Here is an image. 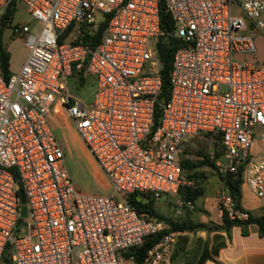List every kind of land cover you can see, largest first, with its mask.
<instances>
[{"label":"built area","instance_id":"1","mask_svg":"<svg viewBox=\"0 0 264 264\" xmlns=\"http://www.w3.org/2000/svg\"><path fill=\"white\" fill-rule=\"evenodd\" d=\"M13 1L0 0V30ZM16 1L38 25L11 16L5 30L27 54L7 78L0 58V264L6 254L8 264H136L130 250L158 233L143 264H171L179 232L127 198L177 196L193 185L180 158L189 138L217 143V168L224 175L243 168L244 185L264 197V156L252 151L257 137L264 141V61L237 59L257 53L264 0ZM161 1L184 45L154 129L162 79L152 42L161 33ZM51 115L74 124L109 194L77 187ZM217 200L229 219L250 217L225 185ZM176 205L177 214L195 208L178 196Z\"/></svg>","mask_w":264,"mask_h":264},{"label":"rangeland","instance_id":"2","mask_svg":"<svg viewBox=\"0 0 264 264\" xmlns=\"http://www.w3.org/2000/svg\"><path fill=\"white\" fill-rule=\"evenodd\" d=\"M236 13L241 12L239 9H236ZM13 22H28L32 26L36 27L38 25L37 22L31 18L30 14L28 13L27 7L23 3L18 1ZM10 33V28L5 30L2 35V44L3 48L8 53H10L11 71H17L19 70L25 59L27 49L22 41L14 39L13 37H11ZM255 42L257 47L256 54L238 55L237 59H254L263 62L264 37L261 34L256 35ZM155 43L156 40H153L152 45L155 46ZM90 92L91 86H85L84 89H80V93L84 95V97H88L90 95ZM67 121L70 120L64 117L55 115H51L50 117L51 128L64 147L66 153V163L75 184L83 192L109 194L111 192L109 182L107 181L106 177L100 175L101 172L99 174L95 173V169L92 163H90L88 157L81 151L80 144L78 142H75L72 138V134L66 126V124H68ZM72 125L74 127L73 123ZM217 155L219 158L220 153L218 152V146L216 143L204 138H189L183 146V151L180 158L181 160H189L190 162L196 163V167L186 172L185 176L188 181L192 182L193 185L196 184V187L202 190V196L196 201L195 208L193 210L185 209L182 211V213L177 214V196L163 195L156 201V209L158 210V212L175 221L182 220L184 217H189V220H192L196 223L202 222V215L207 216L209 215L208 213H212V210L208 211L209 209L206 210L204 207L205 198H217L218 191L223 188V178L226 175H224L219 170V168H217V166L212 167L205 164L204 160L216 162V160L218 159ZM96 168H98V166ZM247 190L249 189L246 187L244 190L245 194L248 192ZM117 197L121 200L120 196ZM245 197L246 202H248L250 205H255L253 199L248 198L246 195ZM256 198L264 199V197ZM163 222L167 223L166 221ZM205 223L211 225L210 221Z\"/></svg>","mask_w":264,"mask_h":264},{"label":"trees","instance_id":"3","mask_svg":"<svg viewBox=\"0 0 264 264\" xmlns=\"http://www.w3.org/2000/svg\"><path fill=\"white\" fill-rule=\"evenodd\" d=\"M16 4L17 1L14 0L12 4L9 7H7L4 14V24L2 29L0 30V58L2 63L3 74L6 78L11 73L10 53H8L3 48L2 35L5 31L7 21H9L11 16L15 14ZM160 15H161V24H160L161 33L157 37L155 43V51H156V60L158 62V67H159V74L162 79V92L159 94L156 102V118H155L154 129L159 124V115L161 113V107L169 99L171 93L170 73L173 67L175 52L180 46L184 45L183 40L174 35L175 20L173 18V15L167 8L165 2L163 1L160 2ZM103 28L104 26H102L99 29L98 34L96 36V41L99 40V37L103 32ZM204 163L212 167H216L215 161L212 162L209 160H204ZM181 164L184 173L196 167V163L190 162L189 160H182ZM223 181H224L225 189L228 191L229 194H231L236 199L238 206L240 208H243L241 205L242 187L244 185L243 168H240V170L237 173L227 174L223 178ZM22 191L23 188H21L20 193ZM177 196L185 200H192L196 204V201L202 196V190L197 188L196 184L191 186L184 185L181 186V188L179 189ZM157 199L159 198L153 195L140 194L136 192L128 196L127 202L131 204L135 209H137V211H139L142 214L144 213L148 215L150 218L156 219L158 221H166L169 225L168 230L171 231H177L181 233L196 232L198 230H205L207 232H210L211 230L228 231L233 226H241L243 229V233L247 234L248 227L252 224H256L259 229V234L262 235L264 233V208L262 213L257 215L249 211L250 217L247 220H231L229 219L226 213H223L221 224L216 223L213 220H210L211 225H209L205 222H199V223L193 222L192 220H189V217H184L182 220H176V221L169 219L166 216L160 214L156 209ZM161 235H162L161 233H158L147 237L142 246L131 249L128 255L134 256L136 260V264H143L144 259L148 254V251L159 242ZM218 237L220 236L218 235ZM215 239H217V237ZM224 245L225 244L223 243H219L215 241L213 247L210 250L209 241L207 240L195 264H205L207 260H213L214 255H217L219 249ZM179 250L180 249L175 250L172 259H175ZM4 262L6 264L9 263L8 254L5 255Z\"/></svg>","mask_w":264,"mask_h":264},{"label":"crops","instance_id":"4","mask_svg":"<svg viewBox=\"0 0 264 264\" xmlns=\"http://www.w3.org/2000/svg\"><path fill=\"white\" fill-rule=\"evenodd\" d=\"M67 122L68 124H65L70 130L72 138L75 142L80 144L81 151L88 157L90 163H92L95 173L99 174L100 170L96 168L97 164L77 135L72 122ZM260 131H263V129ZM252 151L257 156H264V141L257 137L252 146ZM100 175L103 176L102 173H100ZM246 187L245 185L242 187V207L256 215L262 213L264 199H257L248 187L249 190H247L248 192L245 194L244 190ZM245 195L253 199L255 205H250L246 202ZM204 207L206 210L209 209L208 211L212 210V213H208L209 215L207 216L202 215V222L213 220L216 223H222L223 213L219 209L216 197L205 198ZM218 235L220 237H218ZM216 237L217 239H215ZM207 240L209 241L210 250L215 241L225 245L219 249L217 255H214L213 260H207L205 264H264V233L262 235L259 234V229L256 224H252L248 227L247 234L243 233L241 226H233L228 231L211 230L207 232L205 230H198L196 232H179L175 250H180L175 259H172L171 264H195Z\"/></svg>","mask_w":264,"mask_h":264},{"label":"water","instance_id":"5","mask_svg":"<svg viewBox=\"0 0 264 264\" xmlns=\"http://www.w3.org/2000/svg\"><path fill=\"white\" fill-rule=\"evenodd\" d=\"M20 199H21V203H22L21 216L25 217L27 215V207H26V196H25L24 192L20 193Z\"/></svg>","mask_w":264,"mask_h":264}]
</instances>
